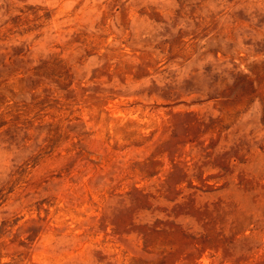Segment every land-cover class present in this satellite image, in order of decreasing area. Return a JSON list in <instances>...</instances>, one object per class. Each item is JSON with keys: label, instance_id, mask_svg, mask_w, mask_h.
Listing matches in <instances>:
<instances>
[{"label": "rangeland", "instance_id": "1", "mask_svg": "<svg viewBox=\"0 0 264 264\" xmlns=\"http://www.w3.org/2000/svg\"><path fill=\"white\" fill-rule=\"evenodd\" d=\"M0 264H264V0H0Z\"/></svg>", "mask_w": 264, "mask_h": 264}]
</instances>
